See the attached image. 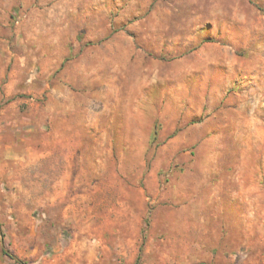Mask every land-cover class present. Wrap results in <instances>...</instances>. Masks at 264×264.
I'll return each mask as SVG.
<instances>
[{
	"label": "rangeland",
	"instance_id": "obj_1",
	"mask_svg": "<svg viewBox=\"0 0 264 264\" xmlns=\"http://www.w3.org/2000/svg\"><path fill=\"white\" fill-rule=\"evenodd\" d=\"M0 227V264H264V0H0Z\"/></svg>",
	"mask_w": 264,
	"mask_h": 264
},
{
	"label": "trees",
	"instance_id": "obj_2",
	"mask_svg": "<svg viewBox=\"0 0 264 264\" xmlns=\"http://www.w3.org/2000/svg\"><path fill=\"white\" fill-rule=\"evenodd\" d=\"M157 136V132H154V138ZM0 234L2 235V231H1V227H0ZM4 254L9 256L10 258H12L16 264H26L25 262L21 261L20 259H18L13 253H11L10 251L4 250ZM139 259L137 260V263H139Z\"/></svg>",
	"mask_w": 264,
	"mask_h": 264
},
{
	"label": "bare ground",
	"instance_id": "obj_3",
	"mask_svg": "<svg viewBox=\"0 0 264 264\" xmlns=\"http://www.w3.org/2000/svg\"><path fill=\"white\" fill-rule=\"evenodd\" d=\"M53 200V199H52Z\"/></svg>",
	"mask_w": 264,
	"mask_h": 264
}]
</instances>
